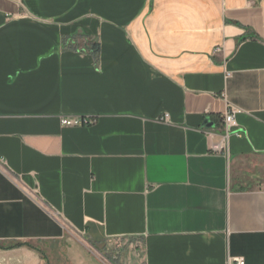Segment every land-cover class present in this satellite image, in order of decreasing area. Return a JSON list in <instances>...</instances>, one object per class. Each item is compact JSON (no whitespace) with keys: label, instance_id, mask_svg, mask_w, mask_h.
I'll list each match as a JSON object with an SVG mask.
<instances>
[{"label":"crops","instance_id":"1","mask_svg":"<svg viewBox=\"0 0 264 264\" xmlns=\"http://www.w3.org/2000/svg\"><path fill=\"white\" fill-rule=\"evenodd\" d=\"M236 259L264 264V0H0V264Z\"/></svg>","mask_w":264,"mask_h":264},{"label":"built area","instance_id":"2","mask_svg":"<svg viewBox=\"0 0 264 264\" xmlns=\"http://www.w3.org/2000/svg\"><path fill=\"white\" fill-rule=\"evenodd\" d=\"M237 111L234 108H229L221 117V129L222 133L217 136L211 131H205L204 134L208 138L210 143V149L213 153H221L228 151V141L231 135L235 137H241V133L237 130V124L235 122V115ZM164 120H167V116H164ZM93 121L83 118H61L60 125L62 127L80 128L84 126H90ZM214 138H218L215 142ZM235 264H244L242 259L234 260ZM230 264V262H229Z\"/></svg>","mask_w":264,"mask_h":264},{"label":"trees","instance_id":"3","mask_svg":"<svg viewBox=\"0 0 264 264\" xmlns=\"http://www.w3.org/2000/svg\"><path fill=\"white\" fill-rule=\"evenodd\" d=\"M19 247H27L29 249H33L32 246H30L28 244H15L14 246H10V247L3 248V249L4 250H11V249L19 248Z\"/></svg>","mask_w":264,"mask_h":264},{"label":"water","instance_id":"4","mask_svg":"<svg viewBox=\"0 0 264 264\" xmlns=\"http://www.w3.org/2000/svg\"><path fill=\"white\" fill-rule=\"evenodd\" d=\"M204 125L206 126V128H212L213 127V125L208 124V120L204 121Z\"/></svg>","mask_w":264,"mask_h":264}]
</instances>
